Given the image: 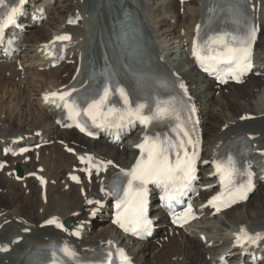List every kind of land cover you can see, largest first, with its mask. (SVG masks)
Returning <instances> with one entry per match:
<instances>
[{"label":"bare ground","instance_id":"obj_1","mask_svg":"<svg viewBox=\"0 0 264 264\" xmlns=\"http://www.w3.org/2000/svg\"><path fill=\"white\" fill-rule=\"evenodd\" d=\"M121 1L112 0L111 3L114 7H118ZM129 1L142 11L165 61L180 74L191 92L204 133L203 160H211L227 139L238 134L253 136L252 144L255 145V149H264V77L251 79L252 76H249L245 88L228 87V93L224 94L222 89H214L211 81L199 76L187 58L193 28L201 19V3L198 0H191L182 5H178L175 0ZM109 2L108 0H57L52 9V18L39 28L27 31L19 62L14 65L0 64L2 69H8L12 74L23 75L24 82H22L26 90H22L9 80L6 81L5 87L3 86L4 91L0 92V145L16 137L28 136L29 140L36 141L37 132H41L43 138L52 141L50 147L33 151L29 155V163H24V157H17L10 160L9 167L0 173L1 184L6 187L10 184L16 187L19 185L21 189L25 185V189L20 190L24 196H27L22 198L17 208L0 207V225L6 223L0 230V243L10 245L14 238H23L20 244L12 247V253H0V264H18L17 252L26 248L27 244L38 245L48 240L65 241L66 236L54 228L38 227L47 218L57 216L66 225L86 219L85 202L89 198L98 197L101 184L100 178L93 179L90 185L83 182L81 186H74L68 182L73 167L79 168L77 155L84 152L91 153L101 159L110 160L120 167H128L135 158L136 152L130 140L125 141L122 146L115 147L102 141H89L73 130L60 131L54 125V118L40 108L42 94L57 90L64 85L60 79L66 72V66L61 65L55 69L38 72L37 50L54 35L71 34L73 46L68 51V55L72 56L75 64L71 67L69 80L78 67L74 81L76 83L81 75L84 60L95 58L97 55L94 48L97 28L98 24L101 25L103 22L101 19L106 21L109 18ZM256 4L259 5L256 14L261 31L256 44L255 59L264 69V0H256ZM177 7L183 8L184 14L181 15ZM75 11H79L84 20L76 27H68L66 21ZM99 15L101 19L98 21ZM18 66H21V70ZM3 101L6 103L3 104ZM245 115H253L255 118L242 121ZM10 122L13 125H9ZM136 137L135 134L131 140ZM68 149H73L75 155H71ZM17 165L22 169L23 174L20 183L15 181L13 175ZM39 167L42 168L39 174L47 180L45 200L40 195L41 190L37 182L29 176L36 173ZM210 173V169L206 167L202 176L205 184L211 182L207 178ZM7 190L11 189L7 188ZM256 191L258 194L253 202H250L251 198H249L245 204L236 206L222 215L204 217L193 227L180 231L179 238L169 239L170 261H173V264H217L222 249L228 250L230 247L229 234L233 229L244 226L253 233L259 231L264 233V185H259ZM10 196L6 199L14 200L18 195ZM76 213L80 214L73 217ZM155 216L158 217L159 214ZM100 221L101 225L98 226L95 235L86 233L79 243H73L76 249L80 252L89 251L101 247L106 241H113L120 242L136 264H150L155 260L152 257L154 252L152 253L148 244L124 241L105 219ZM163 226L162 223L157 224L161 230ZM24 229H30V233L22 235ZM201 235L205 236V242ZM209 242L213 243L211 248L206 247ZM232 259L236 258L232 257ZM261 264H264V261Z\"/></svg>","mask_w":264,"mask_h":264},{"label":"snow or ice","instance_id":"obj_2","mask_svg":"<svg viewBox=\"0 0 264 264\" xmlns=\"http://www.w3.org/2000/svg\"><path fill=\"white\" fill-rule=\"evenodd\" d=\"M25 0H19V3L22 5ZM20 11V8H13L9 13L7 20L5 23L11 24L15 22V16ZM71 22V21H70ZM3 31V25H0V32ZM255 37L254 30H251L247 36L239 39L238 47H229L225 44V51L222 53H217L216 55L210 57H201L196 51L194 44V52L193 54L197 56V59L201 62V65L204 66L205 59L217 61L220 59L228 61L230 64H235V73L236 75L233 78H238L239 75H243L244 72L248 71L251 68L250 56H251V43ZM58 40H68L69 36H60L57 37ZM233 39H236L235 37ZM207 71V67H205ZM221 82H225L221 77ZM181 88H184L183 83L180 84ZM116 91L119 92L121 99L124 104L129 105L128 94L125 92L123 88H116ZM75 91V90H72ZM111 89L108 85L104 86L103 95L99 97V99H93L90 103H88L87 107L83 109L84 115L91 118L94 122L98 116H102L104 107L109 102V97L111 95ZM72 92H65L62 94L51 93L50 96L58 99L63 102V106L69 108L70 112L75 115H79V111H77L78 106L75 105V101L69 102V97H71ZM45 99H49V95L46 94ZM145 105L138 104L135 109L129 107H125L120 111L119 119H125L127 117L140 119L142 123L146 126L150 124L152 121L162 120L167 116L174 114L176 109L175 106L171 102H166L164 105L157 104L156 110L149 116H145L142 114ZM110 112L117 111L116 109H109ZM194 112L195 109L193 108ZM178 119V117H177ZM84 129H81L83 131ZM185 136H188L187 132H184ZM199 141L197 140L196 143ZM188 144H192L193 141L189 139L187 141ZM140 149L141 155L137 158L136 163L133 165L131 170L125 172L121 169L122 172L128 177V190L134 192V200L135 205L132 210L131 216L129 217V223L133 226L131 228L126 227L125 223L121 221L118 217L115 223H118L120 227L124 228L125 231H133L135 232L137 228L147 229L150 225L151 221L147 219L145 215L146 208V197H147V184L149 182L155 183H163L167 187L169 182H175L177 176L181 177L184 183L181 185V188L186 187L187 184L195 179V162L198 158V154L193 151L190 155L185 147V142L181 140L178 144L173 140H168L167 138L161 139L159 136L149 137L145 136L144 141L136 146ZM173 149L176 150V160L173 163L169 158V153ZM183 150L184 155L183 158L180 156V151ZM71 151V149H69ZM81 160H84V157H81ZM88 161L91 162L92 158L88 157ZM108 163H111L109 161ZM2 167V165H0ZM218 171H222L221 179H228L231 182V177L236 174L235 163L229 158L227 165L222 166L221 164H217ZM73 179H77L73 177ZM43 183V180L41 181ZM126 197L128 192L125 193ZM237 197H234V199ZM238 198L244 199L246 198V187L245 185H240V190L238 191ZM218 197H213L210 204L215 206V201ZM127 201H121L122 204ZM92 203V201H89ZM99 203V201H96ZM120 207V204L117 205ZM191 209L189 208V211ZM217 211H219V207H217ZM47 224H56L57 227H62L55 218H52L46 221ZM242 233L244 230H241ZM139 234V233H137ZM244 238L249 240L251 243H255L257 240L262 238L260 233H257L254 237L248 236L247 233H244ZM241 237L238 236L237 240L240 241ZM66 256H74L75 254L71 252V250L65 248L63 249ZM123 264H130V261L127 256L123 254V250H120Z\"/></svg>","mask_w":264,"mask_h":264},{"label":"rangeland","instance_id":"obj_3","mask_svg":"<svg viewBox=\"0 0 264 264\" xmlns=\"http://www.w3.org/2000/svg\"><path fill=\"white\" fill-rule=\"evenodd\" d=\"M181 11L182 10H180L179 9V12L181 13ZM184 12H185V10H183V13L182 14H184ZM181 14V15H182ZM68 69H70L69 67H66L65 68V70L67 71V72H69L68 71ZM70 72H71V69H70ZM15 74V73H14ZM64 75H65V73L64 74H62L61 75V79H62V81L63 82H65L66 80V78H64ZM71 76V75H70ZM44 77H46L45 75H44ZM23 78V76H21V77H15V76H12V75H10L9 74V72H7L6 73V70L5 69H2L1 67H0V92H3L4 90H3V86L5 87V84H6V81H9L10 80V82H13V83H15V84H17V86L19 87V88H21L22 90H25V85L23 84V82H22V79ZM22 79V80H21ZM246 87V86H245ZM241 88H243V87H241ZM11 89H13V88H11ZM11 89H10V92H11ZM3 90V91H2ZM26 91V90H25ZM227 92L226 91H224V94H226ZM6 103V101L4 102L3 101V104H5ZM2 119V118H1ZM4 122V121H3ZM9 125H13V123L12 122H10L9 123ZM120 149V148H119ZM0 180L2 181V177H0ZM18 185V184H17ZM19 186V185H18ZM16 187L15 185H12V184H10L8 187H6L5 185H3V184H1L0 183V203H2V204H0V207H2V208H4V209H7V208H17V207H19L20 206V203H21V201H22V198L23 197H27V196H24V194L22 193V189H21V187L19 188V187ZM15 187V188H14ZM7 188H9V189H11V190H7ZM14 189H16L15 190V192H14ZM21 189V190H20ZM5 191H7L6 192V195L4 194L5 193ZM24 191V190H23ZM15 193V194H14ZM20 193H22V194H20ZM257 194H258V192L255 194V195H253L252 197H251V199H250V202H253V200L256 198V196H257ZM10 195H14V196H16V195H18V196H16V199H14V200H9V199H6V197L8 196V197H11ZM21 197V198H20ZM15 206V207H14ZM97 225H99L98 223H97ZM98 230V228H94L93 227V229H92V232H91V234H93V235H95V232ZM176 237V236H175ZM176 238H179V237H176ZM162 243H164L163 245H167L168 244V242H166V240H164ZM162 243H151V247H152V249L155 251V252H157V251H159L160 250V253H159V256H157V255H155V256H157L158 257V259L157 260H155V262L153 261V263L152 264H157L156 262H158V260L160 259V264H168L169 263V259H170V253L168 252V250H167V248H163V246H162ZM170 242H169V245H167L166 247H170ZM153 253V252H152ZM194 256V255H193ZM171 260V259H170ZM170 262H172V261H170Z\"/></svg>","mask_w":264,"mask_h":264}]
</instances>
